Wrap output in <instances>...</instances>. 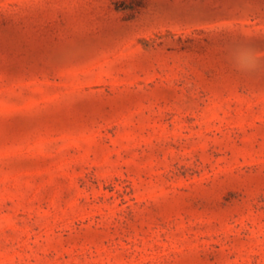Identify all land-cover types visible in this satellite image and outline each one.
<instances>
[{"label": "rangeland", "instance_id": "obj_1", "mask_svg": "<svg viewBox=\"0 0 264 264\" xmlns=\"http://www.w3.org/2000/svg\"><path fill=\"white\" fill-rule=\"evenodd\" d=\"M0 264H264V0H0Z\"/></svg>", "mask_w": 264, "mask_h": 264}, {"label": "clouds", "instance_id": "obj_2", "mask_svg": "<svg viewBox=\"0 0 264 264\" xmlns=\"http://www.w3.org/2000/svg\"><path fill=\"white\" fill-rule=\"evenodd\" d=\"M241 66L248 72L258 71L261 67L260 59L254 52L247 53L240 61Z\"/></svg>", "mask_w": 264, "mask_h": 264}]
</instances>
